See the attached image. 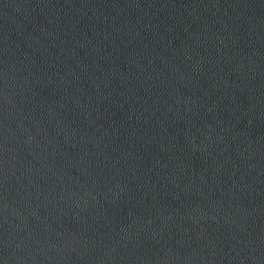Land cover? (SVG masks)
<instances>
[{
	"label": "water",
	"instance_id": "obj_1",
	"mask_svg": "<svg viewBox=\"0 0 264 264\" xmlns=\"http://www.w3.org/2000/svg\"><path fill=\"white\" fill-rule=\"evenodd\" d=\"M0 264H264V0H0Z\"/></svg>",
	"mask_w": 264,
	"mask_h": 264
}]
</instances>
